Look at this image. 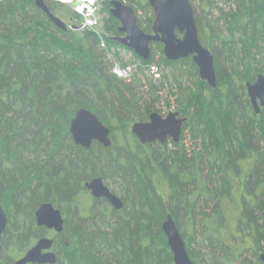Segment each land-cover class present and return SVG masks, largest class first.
Wrapping results in <instances>:
<instances>
[{
    "label": "trees",
    "instance_id": "obj_1",
    "mask_svg": "<svg viewBox=\"0 0 264 264\" xmlns=\"http://www.w3.org/2000/svg\"><path fill=\"white\" fill-rule=\"evenodd\" d=\"M120 1L136 16L143 13L138 25L151 33L153 13L146 0ZM219 1L234 11L221 12L212 23L194 13L200 42L214 58L215 89L198 78L191 58L169 62L155 43L148 61L132 54L136 71L121 81L111 73L107 53L125 48L112 38L106 37L104 51L91 32L56 29L34 0L0 2V206L7 217L0 264H12L46 234L34 219L43 203L64 216L61 234L47 232L55 241L56 264H173L161 230L167 215L194 264H202L189 250L197 237L209 247L211 260L220 249L215 262L234 264L250 250L243 240L229 246L221 237L234 210L229 203L236 187L247 192L236 205V228L244 234L252 227L254 246L262 248L264 225L253 214L262 221L264 108L255 115L245 84L264 68V0ZM45 3L55 15V7ZM201 3L207 16L210 3ZM110 8L109 0L101 5L100 12L108 15L103 27L117 37L119 23ZM151 66L172 69L179 82L187 67L196 79V89L185 88L176 100L175 110L186 122L181 141L171 148L168 143L141 145L130 132L134 123L156 113L157 89L143 83ZM81 108L110 129V147L94 143L85 150L73 144L69 124ZM96 177L119 195L121 211H110L104 201L91 199L86 205L84 184ZM255 247L252 258L262 264Z\"/></svg>",
    "mask_w": 264,
    "mask_h": 264
},
{
    "label": "water",
    "instance_id": "obj_2",
    "mask_svg": "<svg viewBox=\"0 0 264 264\" xmlns=\"http://www.w3.org/2000/svg\"><path fill=\"white\" fill-rule=\"evenodd\" d=\"M152 13L151 33L144 32L137 22L135 11L119 0L110 1V15L118 21L119 36L112 40L131 51L142 61L151 58L150 44H160L164 58L176 62L191 58L197 68L198 78L209 88L215 89L217 75L211 51L204 47L199 39L194 12L189 0H146ZM40 10L59 30L66 31L67 26L48 9L45 0H34ZM76 3L72 4L75 7ZM179 35V36H178ZM246 95L255 113L259 115L264 108V69L253 83H246ZM186 118L178 112H169L166 117L152 113L146 122H137L130 132L141 145L158 143L165 145L168 141L176 145L181 141ZM69 134L74 145L89 150L93 143L104 148L111 146V131L97 117L86 109H78L69 124ZM94 200L104 199L110 206L119 211L123 203L112 194L101 178L96 177L84 184ZM36 225L59 234L63 231L61 213L52 204L43 203L35 212ZM264 223V211L262 213ZM7 226V217L0 206V237ZM173 264H194L187 252L183 237L175 221L167 215L161 224ZM53 240L40 238L25 255L14 264H55L56 256L50 252ZM1 251V245H0ZM259 260L264 264V241Z\"/></svg>",
    "mask_w": 264,
    "mask_h": 264
},
{
    "label": "rangeland",
    "instance_id": "obj_3",
    "mask_svg": "<svg viewBox=\"0 0 264 264\" xmlns=\"http://www.w3.org/2000/svg\"><path fill=\"white\" fill-rule=\"evenodd\" d=\"M3 0H0V2ZM49 2L51 6L55 7V15L57 18H59L64 24H68L73 22V19L70 17L69 9L65 7H60L57 6L52 2V0H46ZM190 1V0H189ZM210 3V7L207 9L208 10V15H204V12H202V0H191V6L193 9V12L196 14H200V18L203 20L206 17V21H210L211 23L215 20L218 19L220 16V13H228L229 11H234V7L232 5H229L225 2H221L219 0H208ZM152 12V11H151ZM138 19H143L144 15L142 12L138 11L137 13ZM100 18V24L101 26L98 28V31L101 32L103 31L104 35L109 38H114L113 35L110 33H107L104 31V22L108 19V15L106 12H100L99 15ZM222 27V24L219 23V28ZM102 29V30H101ZM216 29V28H215ZM76 32H86V31H76ZM203 45V42H201ZM214 48L218 49L219 51H222L220 46L217 44H213ZM204 46V45H203ZM205 47V46H204ZM207 48V47H206ZM114 52L118 55V61L120 60L119 65L121 62H124L126 65L133 66L132 68V74L135 73L136 71V66L133 64L134 59L131 54L127 49H114ZM223 56V55H222ZM155 60L158 61L160 55L158 53L154 54ZM222 61L225 66H227L224 56L222 57ZM137 64V62L135 63ZM122 66V65H120ZM264 69V68H263ZM262 69V71H263ZM184 71V72H183ZM182 76L179 77L180 82L175 80L174 78V72L172 69H169L168 67L161 66L160 68H156V70L150 69L149 72H146V78L143 81L144 84H146L148 81L151 82L157 89V93L159 96V101L155 105V110L156 113L159 114L162 117H166L169 112H176V100L179 98L180 93H182L185 88L186 90L188 88L195 90L196 88V82L193 73H191L190 69L186 67V69H181ZM186 72V75H185ZM141 77V76H139ZM147 87L144 86L142 88V97L146 100L147 99ZM169 148H171L172 142H169ZM183 144L185 147H188L190 145V137L188 132H185L184 135V140ZM240 185V184H238ZM110 190H112V186L108 187ZM234 201L232 203H229V206L232 205L233 207V212L232 214H228L227 221L224 225V228L221 232V237L224 240L225 243L229 246H237L241 240L246 243V247H250L253 244V240L256 236H254V233L249 231H246L244 234L241 233L239 229L236 228V222L235 219H237L238 216V209H236V205H240V202L242 201V197L247 194L246 190L241 187H236L234 189ZM119 196V195H117ZM83 200L85 201L86 205L89 204V201L91 198L87 194H83L82 196ZM231 213V212H230ZM255 220L258 222V224H262V221L259 220V215L254 212L253 214ZM183 224V221L180 220L179 226ZM183 226V225H182ZM263 238L261 236L260 244L262 246V241L264 239V233H262ZM48 238H52L51 234H46L45 235ZM185 242V240H184ZM186 245V243H185ZM254 246V245H253ZM189 250L193 254V257H196L198 261H200L202 264H219L216 263L217 259L221 257L222 252L220 249L216 250L214 253V260H211L210 257L208 256L209 254V247L207 244L200 242L199 238L197 237V240H194L189 245ZM260 253V252H259ZM253 252L249 250L245 255L239 260V262H236L234 264H256L254 259L252 258ZM15 260V259H14ZM212 261H214L212 263ZM216 261V262H215Z\"/></svg>",
    "mask_w": 264,
    "mask_h": 264
},
{
    "label": "built area",
    "instance_id": "obj_4",
    "mask_svg": "<svg viewBox=\"0 0 264 264\" xmlns=\"http://www.w3.org/2000/svg\"><path fill=\"white\" fill-rule=\"evenodd\" d=\"M106 0H52V2L60 7L68 8L72 15L76 17L72 23L67 27L71 31H86L93 33L98 38V47L106 51V36L103 31L99 32L100 24V10L101 5ZM76 3L75 7L72 4ZM102 30V29H101ZM107 58L111 61V73L121 81H129L132 77L133 66L125 65L120 66V60L116 58L114 52L107 53ZM156 70V67H150Z\"/></svg>",
    "mask_w": 264,
    "mask_h": 264
},
{
    "label": "flooded vegetation",
    "instance_id": "obj_5",
    "mask_svg": "<svg viewBox=\"0 0 264 264\" xmlns=\"http://www.w3.org/2000/svg\"><path fill=\"white\" fill-rule=\"evenodd\" d=\"M180 115V114H179ZM181 117V116H180ZM181 118H183V117H181ZM112 142V141H111ZM167 143H169V141L167 142ZM166 143V144H167ZM94 144V143H93ZM156 144H158V143H156ZM160 145V144H159ZM105 185V184H104ZM85 188V187H84ZM108 188V187H107ZM109 189V188H108ZM86 190V189H85ZM110 190V189H109ZM111 191V190H110ZM86 192L88 193V195L91 197V195H90V193H89V191L88 190H86ZM112 193V192H111ZM112 194H114V193H112ZM115 195V194H114ZM117 196V195H116ZM117 197H119V196H117ZM120 198V197H119ZM91 199H92V201L94 200L92 197H91ZM94 201H104L105 202V204H106V207L111 211V210H113V211H116V210H114L111 206H110V204L107 202V201H105L104 199H99V200H94ZM122 201V200H121ZM123 203V202H122ZM98 206V205H97ZM39 207V206H38ZM38 207H37V209H36V211L38 210ZM99 207V206H98ZM124 207V206H123ZM123 209V208H122ZM121 209V210H122ZM57 210V209H56ZM121 210H119V211H121ZM35 211V212H36ZM59 211V210H58ZM60 212V211H59ZM61 213V212H60ZM263 213V212H262ZM262 213H261V215H262ZM62 215V214H61ZM62 218H63V229H64V216L62 215ZM34 219H35V213H34ZM35 224H36V219H35ZM37 226V225H36ZM38 227V226H37ZM38 228H41V227H38ZM41 229H44L45 231H46V234H47V232H52V233H54V234H56V235H59V234H61V233H59V234H57V233H55L53 230H46L45 228H41ZM249 231H251V232H253L254 233V236H256V232H255V230L252 228V227H250V229H249ZM248 232V231H247ZM45 234V235H46ZM42 236V237H40V238H43V237H45V238H48V237H46V236ZM40 238H38L36 241H35V243L30 247V248H32L35 244H36V242L40 239ZM48 239H51V240H53V245H52V247H51V250H50V252H52V253H54L55 254V256H56V253H55V251H54V238H53V236H52V238H48ZM255 239V238H254ZM263 241H264V239H263ZM263 241H262V246H263ZM254 245V240H253V244H252V246H250V247H248V248H250V250H253V248L252 247H255V246H253ZM261 246V247H262ZM29 248V249H30ZM28 249V250H29ZM254 249H256V251L258 250V247H255ZM28 250H26L20 257H18V258H16L15 260H13V262H12V264H14L17 260H19V259H21L24 255H25V253L28 251ZM258 252V256L262 253V248L260 249V250H258L257 251ZM260 252V253H259ZM56 259H57V256H56ZM56 264V263H55Z\"/></svg>",
    "mask_w": 264,
    "mask_h": 264
},
{
    "label": "bare ground",
    "instance_id": "obj_6",
    "mask_svg": "<svg viewBox=\"0 0 264 264\" xmlns=\"http://www.w3.org/2000/svg\"><path fill=\"white\" fill-rule=\"evenodd\" d=\"M261 219H262V215H261ZM262 223H263V219H262ZM263 225H264V223H263ZM260 261V260H259Z\"/></svg>",
    "mask_w": 264,
    "mask_h": 264
}]
</instances>
